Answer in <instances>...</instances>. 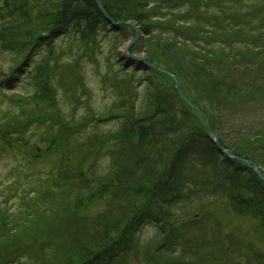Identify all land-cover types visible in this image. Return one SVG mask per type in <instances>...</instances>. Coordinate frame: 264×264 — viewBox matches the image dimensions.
<instances>
[{
    "label": "trees",
    "instance_id": "1",
    "mask_svg": "<svg viewBox=\"0 0 264 264\" xmlns=\"http://www.w3.org/2000/svg\"><path fill=\"white\" fill-rule=\"evenodd\" d=\"M101 1L109 18L96 0H1L0 55L13 69L9 75L0 70V88L15 87L34 54L47 61L57 57L61 38H77L86 48L111 32L135 37L121 23L140 27L145 40L131 54H145L152 67L151 77L138 79L139 110L122 101V114L107 118H121V125L106 137L111 146L105 175L91 180L86 173L101 149L94 140L81 164L73 165L62 152L59 167L43 172L20 195L15 184L7 186L0 202V264H130L139 252V233L150 225L162 244L144 245L148 264H174L178 249L184 264H196L201 252L209 264H240L232 263L240 250L231 239H216L223 249L217 256L210 236H187L185 224L174 226L173 209L195 195L223 201L236 217L255 224L264 244V180L255 171L264 177V109L254 121L246 106L264 104V39L249 29V17L262 11L225 10L221 0ZM259 16L264 26V14ZM120 69L126 79L119 88L124 86L127 100L129 81L141 66ZM13 97L16 112L0 109V153L12 148L7 137L44 122L37 106ZM206 122L222 149L240 160L224 154ZM246 250L247 264H264V248Z\"/></svg>",
    "mask_w": 264,
    "mask_h": 264
},
{
    "label": "rangeland",
    "instance_id": "2",
    "mask_svg": "<svg viewBox=\"0 0 264 264\" xmlns=\"http://www.w3.org/2000/svg\"><path fill=\"white\" fill-rule=\"evenodd\" d=\"M221 1L225 10L233 9L239 13L254 9L262 11L258 12V17L255 19H252L253 16L249 17V29L253 33L258 32V36L263 35L264 39V26L257 21L261 18L259 15L264 14V0ZM221 4L213 9L220 12ZM132 25L131 29L135 32V37L111 32L107 36L101 35L96 45L86 48L81 46V41L77 38H61L57 57L47 61L42 53H37V56L34 54L31 58L33 63L29 64L28 68L25 67L26 72L17 76L19 77L17 85L0 88V109L4 114L5 111L16 112L15 109L19 108L10 103L11 98L16 101L13 94H17L24 96L30 105L37 106L44 121L43 124L36 126L33 123L31 131L29 129L20 135L12 134L14 137L10 139L7 137L6 145L12 148L0 153V202L8 185L15 184V189L19 190L18 195H20V191L27 188L32 181L42 178L43 172L58 168L62 152L64 157L71 156L73 165L81 164L88 157L86 153L93 147L91 143L94 140L101 141L98 146L101 149L99 155L93 156L90 160L86 173L91 180L107 173L110 160L106 150L111 144L106 137L118 131L121 125V118L118 120L107 118H111L115 113L122 114L119 110L124 108L120 104L122 101L133 111H138L142 103L138 79L151 77L148 68L140 61L144 59L145 54H130L134 47L137 50L142 48L145 40L140 27L135 23ZM129 54L135 57H128ZM138 65L141 69L136 71L135 80L131 82L128 79L131 95L125 100L123 98L125 88L123 86L120 89L119 84L126 79V76L120 68L129 70ZM12 69L13 65L9 58L0 55V70H4L3 73L9 75ZM189 92L192 96L196 95L192 90ZM35 94L37 95L34 96ZM31 95L33 97L27 98ZM44 95L48 97L41 100L40 97ZM246 106L251 108L253 112L251 119L254 121L262 116L264 109L262 101L250 105L248 103ZM28 110L29 113L34 112V109L28 108ZM0 120L5 124V118L1 115ZM31 156L36 158L37 162L31 163L28 158ZM38 157L42 158L37 159ZM33 173L36 174L34 178L31 177ZM173 213L174 226L185 224L187 236L192 234L210 236V243L215 246L214 249L219 257H222L223 249L221 243H215L216 239L221 237L225 240L224 243H229L231 239L237 245L236 249L240 250V254L234 256L236 258L232 263H236L237 260L240 264H247L244 256L249 245L255 249L264 248V244L254 232L255 224L247 218L236 217L223 201L195 195L192 199H185L175 206ZM160 240L159 231L155 227L150 225L144 228L138 236L139 252L131 255L128 262L148 264L151 260L145 257L142 249L146 247L144 245L157 246ZM176 253L174 264H184L181 250L178 249ZM189 256L188 258H191ZM205 257L206 254L201 252L196 264H209V260ZM156 258L158 260V257Z\"/></svg>",
    "mask_w": 264,
    "mask_h": 264
},
{
    "label": "water",
    "instance_id": "3",
    "mask_svg": "<svg viewBox=\"0 0 264 264\" xmlns=\"http://www.w3.org/2000/svg\"><path fill=\"white\" fill-rule=\"evenodd\" d=\"M96 2H97V4H98L99 8L101 9V11H102V12L104 13V15L106 16V18H109L108 14H107V12H106V10H105L103 4H102V1H101V0H96ZM122 25L133 26L132 23H122ZM138 33H140V31H139ZM137 37H138V36H137ZM174 80H175V83H176V85H177V90H178L179 94L181 95V97H182L185 101H187L186 98L184 97L182 91H181V87H180V85H179L177 79H174ZM191 107H192V109H194L193 106H191ZM205 126L207 127V129H208L209 131H211V127H210L208 124H206ZM212 137L214 138V141L216 142V145H217L220 149H222V146H221L219 140L215 137V135H213ZM226 155H229V153L227 152ZM238 160H239V159H238ZM256 172H257V174H258L259 176H261V173H260L259 171H256ZM263 180H264V178H263Z\"/></svg>",
    "mask_w": 264,
    "mask_h": 264
}]
</instances>
